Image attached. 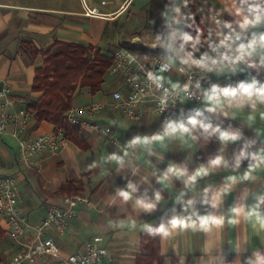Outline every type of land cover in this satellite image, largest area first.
<instances>
[{
  "label": "crops",
  "instance_id": "0c3cea01",
  "mask_svg": "<svg viewBox=\"0 0 264 264\" xmlns=\"http://www.w3.org/2000/svg\"><path fill=\"white\" fill-rule=\"evenodd\" d=\"M90 1L88 7L96 8L97 14L87 15L85 8L56 7L54 0H0V78L12 86L16 111L28 115L26 125L20 129L27 137L56 128L50 122H39L27 108L28 102L42 93L34 91L32 84L43 57H31L20 49V43L32 40L41 49L55 40L94 45L101 41L104 25L124 11L131 0H101L103 6L98 0ZM158 1L151 3L160 7V14L156 11L155 15L158 28L174 31L175 42L170 43L168 34L170 37L165 35L164 41L144 43L159 48L181 46L175 52L162 48L161 55L173 65L168 73L171 84L180 81L182 67H198L223 45L264 30V0ZM257 16L258 22L241 27ZM181 34L192 39L185 42ZM246 56L245 65L225 66L215 73L219 88H234L236 94L218 91L213 96L209 88L202 103L206 113L195 117L196 125L188 123L197 109L187 99L180 103L171 122L177 125L175 131L169 128L166 134L160 132V118L152 107H144L138 120L128 119L122 108L109 104L95 112L86 109L82 115L112 125V135L81 126L86 147L69 139L58 153H38L28 164L20 157L16 138L11 133L2 134L0 175L16 178L18 204L32 223L44 219L49 205L75 193L68 192L71 182L94 201L92 208L81 210L70 220L63 234L52 232L64 256L83 249L91 238L100 235L111 264H137L138 254L145 252L143 232L149 225L157 227L163 222L167 234H158L163 264H248L250 259L255 260L254 253L264 255V223L249 216L258 198L264 196V95L258 91L264 86V41L247 49ZM185 60L203 63L190 66ZM112 77V84H103L96 94L79 85L74 108L111 101L119 83L117 76ZM253 81L256 87L250 93L239 88L240 83ZM180 124L188 131L178 127ZM202 124L212 127L205 131ZM217 126L220 131L238 133L239 138L222 141L219 132L213 131ZM216 157H222L220 165L212 163ZM170 167L180 175L168 171ZM200 169L204 171L196 175ZM121 190L131 192V198L125 201L118 194ZM157 193L159 201L155 199ZM137 199L156 207L146 212L137 205ZM257 211L264 216V204H259ZM174 216L180 217V225L167 224ZM203 218L207 224L202 226ZM93 229L95 232L89 233ZM18 250L6 231L0 237V264H11Z\"/></svg>",
  "mask_w": 264,
  "mask_h": 264
},
{
  "label": "built area",
  "instance_id": "2783aa9c",
  "mask_svg": "<svg viewBox=\"0 0 264 264\" xmlns=\"http://www.w3.org/2000/svg\"><path fill=\"white\" fill-rule=\"evenodd\" d=\"M96 8L86 7V14H97ZM264 35V30L253 35L223 45L221 50L209 61L195 68L182 67V75L177 84L166 82L157 76V71L171 73L173 65L163 57L143 58L134 50L121 45L113 52V64L109 73L117 76L119 83L112 92L109 102L97 101L87 108H73L67 113L72 125L88 127L106 135H112L113 127L95 120H89L82 113L100 110L106 105L122 108L130 120L142 117L144 107H152L159 115L162 134L169 132L168 125L180 109V103L187 99L196 105L197 111L205 115L202 106L205 94L213 85L220 87L215 80V73L225 66L236 68L247 63L246 50L253 47ZM253 40L256 42L253 43ZM245 45L243 51L240 45ZM252 47H248V45ZM228 57V59H224ZM237 57H240L237 59ZM215 60L216 63H212ZM17 99L13 95L10 82L0 78V135L11 133L19 144L22 161L30 164L31 157L38 153L56 154L68 143L64 131H45L36 137H27L20 133L27 123L28 115L15 109ZM81 114V116H80ZM12 126L13 130L10 131ZM94 206L92 199L82 193L64 196L59 202L48 206L46 216L38 223H32L18 204V186L14 176L0 175V225L19 246L13 255L11 264H111L107 260L108 249L103 244V237L95 235L83 249L67 256L61 249L52 232L63 234L70 220L83 209ZM55 259L54 263L50 259Z\"/></svg>",
  "mask_w": 264,
  "mask_h": 264
},
{
  "label": "trees",
  "instance_id": "16d2710c",
  "mask_svg": "<svg viewBox=\"0 0 264 264\" xmlns=\"http://www.w3.org/2000/svg\"><path fill=\"white\" fill-rule=\"evenodd\" d=\"M159 8L156 7L155 10L160 14ZM123 45L134 51V47L151 48L136 42H126ZM20 49L33 58L40 54L43 57V65L36 68L32 84L34 91L42 93L38 98L30 100L27 108L39 122L54 124L56 130L64 131L69 139L86 147L81 126L72 125L67 119V113L74 108V95L79 85L88 87L93 94L102 90L108 69L113 64L112 55L101 49L95 50L91 44L64 40H55L47 48L41 49L32 40L23 39ZM162 51L161 48L158 52ZM68 192L81 193L82 189L71 182ZM5 232L0 226V237ZM142 237L145 252L138 254L137 264H163L164 256L160 253L158 234L144 231ZM2 260L0 256V263Z\"/></svg>",
  "mask_w": 264,
  "mask_h": 264
},
{
  "label": "rangeland",
  "instance_id": "374dc122",
  "mask_svg": "<svg viewBox=\"0 0 264 264\" xmlns=\"http://www.w3.org/2000/svg\"><path fill=\"white\" fill-rule=\"evenodd\" d=\"M54 6H61L63 5L66 8H76L81 9V11L90 4V0H54ZM57 1V2H56ZM162 0H159L158 2H161ZM165 1V0H163ZM153 0H131L128 4L127 8L122 11L113 21H109L104 25L103 29V35L101 38V41L96 42L93 46L96 49H101L103 52L108 53L109 55H112L113 52L116 50L118 46L123 45V43L131 42V43H141L145 45L144 42H149V40L152 41H164V36L170 37L168 34L171 35V38H169L170 43L175 42L174 36L171 30H166L162 28V26H159L156 21V7L155 5L151 4ZM98 3L101 4V0H98ZM155 3V2H154ZM103 4H106V1H103ZM139 8V10H137ZM152 15H151V12ZM150 12V15L149 13ZM150 16V17H149ZM158 20V18H157ZM85 29H89L88 25L84 26ZM173 36V37H172ZM177 41V40H176ZM148 46V45H147ZM133 47V46H132ZM151 47V46H149ZM136 48L135 52L138 53L141 57L143 56H149V57H157L161 56L163 57L162 52H158L161 48L159 46H153L150 49H142V48ZM162 48L170 49V51L175 52L176 50H179L181 46L171 44V46H163ZM147 54V55H146ZM177 57H179V54H177ZM144 58V57H143ZM148 59V58H147ZM185 64L187 65H196L192 62H188L185 60ZM110 69V68H109ZM108 74L105 79L104 86H108L112 84V75ZM157 76L165 80L166 82H169V75L168 73L157 71ZM84 91H87L86 88L83 89ZM93 201V200H92ZM94 203V201H93ZM91 230L90 228L87 229ZM96 229H93L89 233L95 232Z\"/></svg>",
  "mask_w": 264,
  "mask_h": 264
},
{
  "label": "clouds",
  "instance_id": "9594fccd",
  "mask_svg": "<svg viewBox=\"0 0 264 264\" xmlns=\"http://www.w3.org/2000/svg\"><path fill=\"white\" fill-rule=\"evenodd\" d=\"M259 20H260V16H257L254 21H248V20H246L245 23L241 25V27L242 28L243 27H246L247 24H249V23H256ZM226 26L230 27V25H226ZM181 35H182V38H183V40L185 42H187V41H189V40L192 39V37L190 35H188V34H181ZM236 39H239V37L237 36ZM259 39L261 41H264V35H261ZM255 42L256 41L253 40V43H255ZM248 47L250 48V47H252V45L250 44V45H248ZM244 48H245V45L241 44L240 45V50L243 51ZM206 58L207 57H205V59ZM239 58L240 57H237V59H239ZM224 59H228V57H224ZM193 63L194 64H202L203 61H193ZM212 63H216V61L213 60ZM255 87H256V82L255 81H253L252 83L247 84V85H245L244 83H240L239 84V88L242 89V90H244V89H253ZM218 91H222L224 93V95H225V94H230V92L232 93L233 91H236V89H234V88L233 89H229L228 87H224L223 89H220L219 86L213 85L212 88H211L212 95L214 96ZM258 91L259 92H264V86H262L260 89H258ZM200 115H201L200 112L197 111L195 113V116L190 117L188 119V123L191 124V125H196L198 123V120L195 117L196 116H200ZM201 126L205 129V131H207L209 128L212 127L211 124H202ZM168 127L170 129L174 130V129H176L177 125L170 123L168 125ZM178 127H180L181 129H183V131H185V132L188 131V129L186 127H184L183 124L178 125ZM213 131L214 132H219V134H220L219 138L222 141H229V140L236 141L239 138V134L238 133H230V132H227V131H220L219 126H217L216 128H214ZM261 159H264V156H262ZM212 163L214 165H220L222 163V157H216L212 161ZM168 170L169 171H173V172H177L176 169L171 168V167ZM203 171H204L203 169H200L196 173V175H200ZM177 175H180V173L177 172ZM129 188L132 189V191H135V189L133 188V186L131 184L129 185ZM118 194L125 201H127L128 199L131 198V192H129V191L121 190ZM155 199L157 201H159L160 196H159L158 193L156 194ZM258 200H259V203L256 206H254L252 209H250L249 216H255V218L258 221H260L261 223H264V216H262L261 213L257 211V208L259 207V204H264V196H260L258 198ZM136 203H137V205L140 208L144 209L146 212H151L156 207V205L154 203L145 202V200H143V199H137ZM232 211L233 212H236L238 210L237 209H232ZM202 221H206L205 224H207V219L206 218H203ZM180 223H181L180 217H177V216H174V217L170 218L169 221L167 222V224H170L172 226H178V225H180ZM161 229H163V231H161ZM147 231L149 233H152V234H161V233L165 234L166 233L165 223L162 222L157 227H152V226L149 225L148 228H147ZM254 256H255V260H251L250 259L248 261V264H264V255H261L260 253L257 252V253H254Z\"/></svg>",
  "mask_w": 264,
  "mask_h": 264
},
{
  "label": "snow or ice",
  "instance_id": "6c2138e0",
  "mask_svg": "<svg viewBox=\"0 0 264 264\" xmlns=\"http://www.w3.org/2000/svg\"><path fill=\"white\" fill-rule=\"evenodd\" d=\"M250 90L251 89H244L243 91L245 92V93H250ZM261 93V95H264V92H260ZM236 94V91H233L232 93H231V95H235ZM225 95H229V94H225ZM213 97L212 96H209V99H212ZM200 114H201V112H200ZM173 131H175V129L173 130ZM157 138H159V137H157ZM169 171V170H168ZM170 172H173V171H170ZM192 179H195V177L193 176V177H191ZM206 223V221H202L201 222V224H202V226L204 225ZM161 231H163V229H161ZM165 234H167V233H165Z\"/></svg>",
  "mask_w": 264,
  "mask_h": 264
}]
</instances>
